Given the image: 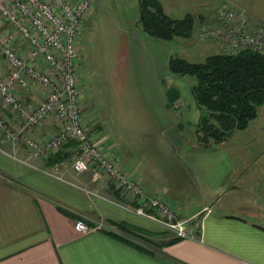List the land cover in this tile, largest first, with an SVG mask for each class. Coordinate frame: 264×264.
Returning <instances> with one entry per match:
<instances>
[{
	"label": "crops",
	"instance_id": "1",
	"mask_svg": "<svg viewBox=\"0 0 264 264\" xmlns=\"http://www.w3.org/2000/svg\"><path fill=\"white\" fill-rule=\"evenodd\" d=\"M116 5L123 13L130 9L116 55L118 85L126 98L112 126L107 118H88L78 60L85 126L113 162L138 177L148 195L167 199L179 217L207 206L211 211L197 222L195 239L167 242L160 238L161 225L136 215L129 198L94 180L93 169L82 175L72 171L73 143L60 149V161L47 166L0 133V264H264V162L258 145L251 147L246 138L208 150L199 146L193 80L167 74L170 52L165 44L147 41L135 26V0H116ZM77 219L92 229L76 231ZM119 223L152 233L147 238L155 243L165 242L148 249L121 233Z\"/></svg>",
	"mask_w": 264,
	"mask_h": 264
},
{
	"label": "built area",
	"instance_id": "2",
	"mask_svg": "<svg viewBox=\"0 0 264 264\" xmlns=\"http://www.w3.org/2000/svg\"><path fill=\"white\" fill-rule=\"evenodd\" d=\"M95 1L0 0V106L6 107V112L0 111L3 139L12 145L22 143L39 158L74 143L71 168L75 174L93 169L94 180L112 185L129 198L136 215L169 229L175 238L195 239L197 222L211 209L207 206L191 217H178L167 199L148 195L138 177L113 162L85 126L79 106L81 52L77 47ZM246 15L244 10L221 4L214 13L217 25H199L198 38L214 41L224 54L249 50L264 55V27L252 24ZM15 88L23 95L35 89L40 100L30 106V100L16 96ZM11 120L18 121L16 129L7 127ZM43 125L53 127L45 140L34 136V130ZM74 229L86 233L92 227L77 219Z\"/></svg>",
	"mask_w": 264,
	"mask_h": 264
},
{
	"label": "rangeland",
	"instance_id": "3",
	"mask_svg": "<svg viewBox=\"0 0 264 264\" xmlns=\"http://www.w3.org/2000/svg\"><path fill=\"white\" fill-rule=\"evenodd\" d=\"M159 2L168 16L178 19L185 13H192L196 18L199 17L200 20H205L200 22V25L203 26L208 24L217 25V20L214 18L215 10L219 5L225 3L234 9L244 10L252 24L264 27V0H159ZM135 4H138V0H135ZM163 6L165 7L163 8ZM94 9L95 13L91 10L87 16L89 18L91 14H95L91 23L86 28L85 24H83L82 33L84 32V36H82V41L77 47L81 49L82 52L81 59L79 60L81 63L80 74H83L84 77L82 86L89 105L85 112H87L88 118L92 120L96 119L103 121L107 118L105 121L106 124L112 126L113 120L117 117L121 110V105L126 98L124 88L118 85L120 63L116 55L119 48L120 33H122L125 25L123 18H127L130 9L126 8L124 11L125 13L121 12L117 9L116 0H96ZM87 19L84 22H86ZM197 27L198 25H196L195 28L193 27L189 37H178L172 42V45L165 44L168 51L171 52L173 50L174 55L176 54L189 61H202L207 55L219 53V47L214 41L200 40L198 38L196 31ZM18 53H21L23 58L27 57L25 52L18 51ZM13 91L17 97L25 96L27 101L30 100V102H28L30 106L35 105L40 100V94L35 89H33L31 94L27 91L24 95L18 88H15ZM29 97L30 99H28ZM3 108L6 109V107ZM126 122L127 120L120 123L122 125ZM17 126L18 121L15 120L9 121L7 125V127L11 129H16ZM114 127L117 128L116 125H114ZM52 128L51 125L38 127L34 130V136L41 140H45L51 136L50 134L53 131ZM40 129L45 133H40V131H38ZM0 133L2 134L1 129ZM123 138L126 143L128 141L127 136L119 135L120 141L123 142ZM246 138L250 141L251 147H256V145H258L256 148L257 151H255L259 156L262 154L261 156L263 159H260L264 162V103L257 108L256 117L248 123L247 130L242 131L240 129L236 132L233 131L227 140L234 143L237 139ZM13 146L18 147L24 145L20 143L19 145ZM48 157L43 158V160L46 161ZM160 229L164 235L160 237L161 239L169 238L166 240L168 242L174 237L173 232L169 229L162 227ZM144 236L147 238V236L152 237L153 235L152 233L149 234L145 232ZM139 241L147 246L148 249H156L155 247H157L149 242L143 240ZM156 242V245L159 246L165 241Z\"/></svg>",
	"mask_w": 264,
	"mask_h": 264
},
{
	"label": "trees",
	"instance_id": "4",
	"mask_svg": "<svg viewBox=\"0 0 264 264\" xmlns=\"http://www.w3.org/2000/svg\"><path fill=\"white\" fill-rule=\"evenodd\" d=\"M161 6L159 0H138L137 28L149 42L168 44L178 37L187 38L193 27L204 20L192 13L173 18ZM166 70L169 75L193 80L191 94L200 110L195 134L204 150L227 140L233 131L247 127L264 103V55L253 51L233 55L219 52L207 55L202 61H189L174 55L172 50ZM61 159L60 152L55 153L45 164L50 166ZM116 228L131 238L158 246L141 229L123 223L116 224ZM175 240L172 238L170 242Z\"/></svg>",
	"mask_w": 264,
	"mask_h": 264
},
{
	"label": "water",
	"instance_id": "5",
	"mask_svg": "<svg viewBox=\"0 0 264 264\" xmlns=\"http://www.w3.org/2000/svg\"><path fill=\"white\" fill-rule=\"evenodd\" d=\"M135 26L137 27V24H135ZM168 44H172V42H170V43H168ZM168 44H166V45H168Z\"/></svg>",
	"mask_w": 264,
	"mask_h": 264
}]
</instances>
